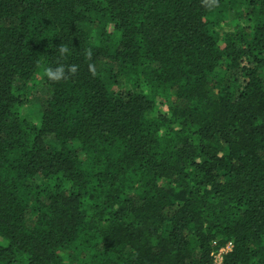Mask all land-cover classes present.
I'll return each instance as SVG.
<instances>
[{
    "label": "trees",
    "instance_id": "trees-1",
    "mask_svg": "<svg viewBox=\"0 0 264 264\" xmlns=\"http://www.w3.org/2000/svg\"><path fill=\"white\" fill-rule=\"evenodd\" d=\"M61 43L78 71L53 82ZM227 242L264 264V0H0V264Z\"/></svg>",
    "mask_w": 264,
    "mask_h": 264
},
{
    "label": "clouds",
    "instance_id": "clouds-1",
    "mask_svg": "<svg viewBox=\"0 0 264 264\" xmlns=\"http://www.w3.org/2000/svg\"><path fill=\"white\" fill-rule=\"evenodd\" d=\"M58 59L57 66L55 68L48 66L44 69V75L53 82H60L61 80H67L70 76H74L78 71V66L76 64H65L61 60H66L70 52V49L67 45L61 43L56 46ZM83 54L86 60H91L93 56V51L91 48H85ZM89 71L92 75H95L94 65L89 63Z\"/></svg>",
    "mask_w": 264,
    "mask_h": 264
},
{
    "label": "built area",
    "instance_id": "built-area-1",
    "mask_svg": "<svg viewBox=\"0 0 264 264\" xmlns=\"http://www.w3.org/2000/svg\"><path fill=\"white\" fill-rule=\"evenodd\" d=\"M231 243L227 242L225 245L219 247L217 250L211 253L214 264H221L223 255L230 249Z\"/></svg>",
    "mask_w": 264,
    "mask_h": 264
},
{
    "label": "rangeland",
    "instance_id": "rangeland-1",
    "mask_svg": "<svg viewBox=\"0 0 264 264\" xmlns=\"http://www.w3.org/2000/svg\"><path fill=\"white\" fill-rule=\"evenodd\" d=\"M32 101L34 102L35 100L32 99ZM159 107H160L161 109L164 108V107H163V104H161ZM29 110H30V108H29ZM229 250H230V249H229ZM229 250H228V251H229Z\"/></svg>",
    "mask_w": 264,
    "mask_h": 264
}]
</instances>
